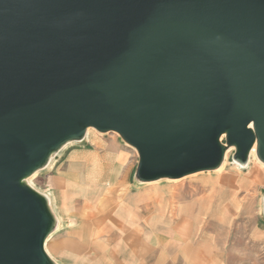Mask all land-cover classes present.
<instances>
[{
    "label": "water",
    "instance_id": "1",
    "mask_svg": "<svg viewBox=\"0 0 264 264\" xmlns=\"http://www.w3.org/2000/svg\"><path fill=\"white\" fill-rule=\"evenodd\" d=\"M90 129L141 183L264 164V0H0V264H58L27 179Z\"/></svg>",
    "mask_w": 264,
    "mask_h": 264
},
{
    "label": "rangeland",
    "instance_id": "2",
    "mask_svg": "<svg viewBox=\"0 0 264 264\" xmlns=\"http://www.w3.org/2000/svg\"><path fill=\"white\" fill-rule=\"evenodd\" d=\"M234 154L233 148L223 165L214 171L178 180L141 183L135 176L138 152L116 133L102 134L90 129L83 141L65 145L52 158L53 166L45 171L51 160L44 169L29 177L27 183L49 198L58 221L53 235L58 233L75 239V231L79 234L83 224L78 214L91 216L87 220L88 242L82 245L93 251L127 253L128 244L108 240L113 238L115 225L118 226L115 233L125 234L122 218L118 216L114 221L111 217L118 215L117 209L127 201L124 192L129 187L136 196L135 203L141 204V199L155 203L173 225H180L186 210L195 250L207 253L210 264H264V166L256 157L258 162L251 159L243 170L239 169L234 163ZM95 156L103 157L105 162L86 168L76 162ZM119 156L123 157L122 165L117 163ZM118 174L124 176L119 182ZM137 212L141 216V206Z\"/></svg>",
    "mask_w": 264,
    "mask_h": 264
},
{
    "label": "crops",
    "instance_id": "3",
    "mask_svg": "<svg viewBox=\"0 0 264 264\" xmlns=\"http://www.w3.org/2000/svg\"><path fill=\"white\" fill-rule=\"evenodd\" d=\"M76 162L86 168L89 165H100L105 161L103 157L95 156L92 159L85 158ZM122 162L123 157L119 156L117 163L122 165ZM120 175L118 174V177L115 175L117 182L124 178ZM73 180L78 182L75 178ZM125 188L124 193L128 196L127 201L117 209L118 215L110 216L114 221L118 216L122 218V230L125 234L120 236L115 233L118 231V226L115 225L113 234H111L113 238L108 241L128 244L127 253L122 254L114 251L111 254H102L97 250L93 251L84 247L82 244L88 242L86 237L90 229L87 220L91 216L80 212L78 216L83 219V224L79 234L75 231V239L66 235L59 236L58 233L49 238L47 248L52 258L59 264H210L207 253L195 250L192 230L189 225V213L186 210L185 216L180 220V225H173L167 216L157 209L155 203L146 202L147 199H144L143 202L141 199V204L135 203L136 196L129 191V187ZM141 195L146 194L141 193ZM139 206H141V216L137 212ZM121 212L123 213L120 214ZM140 220L141 225H139ZM126 228L127 231H124Z\"/></svg>",
    "mask_w": 264,
    "mask_h": 264
},
{
    "label": "bare ground",
    "instance_id": "4",
    "mask_svg": "<svg viewBox=\"0 0 264 264\" xmlns=\"http://www.w3.org/2000/svg\"><path fill=\"white\" fill-rule=\"evenodd\" d=\"M87 135H89V130H88V132H87ZM233 148H228L227 149V152H226V158H227V155L229 154V152L232 150ZM64 156V155H63ZM257 156H256V144H255V146L253 147V149H252V151H251V153H250V160L251 159H253L254 161H256V162H258L257 161V158H256ZM226 158H225V160H226ZM250 162V161H249ZM249 162L247 163V164H241V163H238V162H235V165L237 166V168H242V170L249 164ZM55 163V160L53 159L52 161H51V163L49 164V166L45 169V171L46 170H49L52 166H53V164ZM262 166H264V164H262ZM224 168V166L221 168V170ZM48 196H50V194H48V193H46Z\"/></svg>",
    "mask_w": 264,
    "mask_h": 264
}]
</instances>
